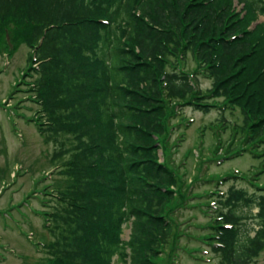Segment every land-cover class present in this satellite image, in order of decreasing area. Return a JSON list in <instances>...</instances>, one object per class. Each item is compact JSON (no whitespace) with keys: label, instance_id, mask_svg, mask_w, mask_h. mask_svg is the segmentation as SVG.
I'll return each mask as SVG.
<instances>
[{"label":"trees","instance_id":"16d2710c","mask_svg":"<svg viewBox=\"0 0 264 264\" xmlns=\"http://www.w3.org/2000/svg\"><path fill=\"white\" fill-rule=\"evenodd\" d=\"M2 25L0 38L18 27L29 48L35 122L65 177L44 212L46 255L173 264L164 257L179 239L169 219L179 180L159 141L185 108L208 113L219 99L264 150V0H0ZM220 197L204 241L219 264H251L264 250V185Z\"/></svg>","mask_w":264,"mask_h":264},{"label":"rangeland","instance_id":"374dc122","mask_svg":"<svg viewBox=\"0 0 264 264\" xmlns=\"http://www.w3.org/2000/svg\"><path fill=\"white\" fill-rule=\"evenodd\" d=\"M234 6L237 11L242 8L236 1ZM4 35L0 38V264H55L45 253L44 245L52 238L43 226L44 212L52 210L55 197L49 193L55 194L56 187L64 189L65 177L58 173L61 162L52 159L55 144L45 142L35 123L40 113L28 91L32 79L22 75L29 66V48L18 27L11 26ZM187 66H193L191 60ZM199 81L203 89L211 85L207 78ZM217 100V107L208 113L185 108L159 141L157 155L179 180L171 203L173 211L179 210L169 216L179 239L165 263L219 264L204 241L219 209L221 197L216 195H225L232 184L249 192L264 185V150L246 143L247 134L236 128L242 123L239 109H225ZM128 225L129 221L122 225L123 241L129 239ZM112 264L127 262L115 253ZM251 264H264V250Z\"/></svg>","mask_w":264,"mask_h":264}]
</instances>
